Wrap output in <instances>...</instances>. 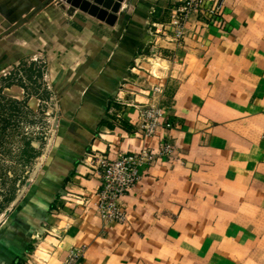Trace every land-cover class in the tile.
Segmentation results:
<instances>
[{
    "label": "crops",
    "instance_id": "1",
    "mask_svg": "<svg viewBox=\"0 0 264 264\" xmlns=\"http://www.w3.org/2000/svg\"><path fill=\"white\" fill-rule=\"evenodd\" d=\"M125 1L114 25L61 2L24 21L49 33L56 130L0 225V264H264V0H217L215 19L194 14L179 34L176 0ZM149 102L172 123V158L105 224L91 153L158 151L137 131L134 105Z\"/></svg>",
    "mask_w": 264,
    "mask_h": 264
},
{
    "label": "rangeland",
    "instance_id": "2",
    "mask_svg": "<svg viewBox=\"0 0 264 264\" xmlns=\"http://www.w3.org/2000/svg\"><path fill=\"white\" fill-rule=\"evenodd\" d=\"M59 2L68 4L66 0ZM59 2L47 3L54 10L62 8ZM32 8L31 3L25 4L11 21L17 22ZM56 14L55 10L51 16ZM27 21L0 38V225L41 167L44 144L52 145L56 130L52 111L57 99L53 97L46 53L38 50L46 41L41 34L49 33L40 30L42 20L34 24ZM23 54L26 57L19 58ZM41 140L43 144L38 146Z\"/></svg>",
    "mask_w": 264,
    "mask_h": 264
},
{
    "label": "built area",
    "instance_id": "3",
    "mask_svg": "<svg viewBox=\"0 0 264 264\" xmlns=\"http://www.w3.org/2000/svg\"><path fill=\"white\" fill-rule=\"evenodd\" d=\"M219 3L217 0H176L170 23L176 26L178 34L182 33V27L194 14L197 17L215 19L220 12ZM154 90L158 91L159 88L154 87ZM41 101L39 99V102ZM116 101L131 105L119 99ZM134 106L139 111L137 131L144 137L159 136V150L155 151L146 146L139 147L123 152L115 159H110L105 153H91L90 166L101 179L97 210L101 221L105 224L123 223L127 218L123 208V198L141 180L143 170L150 169L161 159L172 158L173 145L163 135V131L171 127L172 123L165 122L164 109L153 102Z\"/></svg>",
    "mask_w": 264,
    "mask_h": 264
},
{
    "label": "water",
    "instance_id": "4",
    "mask_svg": "<svg viewBox=\"0 0 264 264\" xmlns=\"http://www.w3.org/2000/svg\"><path fill=\"white\" fill-rule=\"evenodd\" d=\"M11 1H15L17 3V0H0V37L18 27L50 0H27L33 5V8L15 23L11 21V17H14L15 14H17L23 4L21 2H18L17 4L15 3L7 14L5 9ZM124 1L125 0H66V2L71 6L105 21L109 25H114L116 22L118 13L122 8ZM125 2L126 4H129L130 0H126Z\"/></svg>",
    "mask_w": 264,
    "mask_h": 264
},
{
    "label": "bare ground",
    "instance_id": "5",
    "mask_svg": "<svg viewBox=\"0 0 264 264\" xmlns=\"http://www.w3.org/2000/svg\"><path fill=\"white\" fill-rule=\"evenodd\" d=\"M15 1H11L10 3H8V5L6 6V13L8 14V12L12 9V7L15 5ZM9 9V10H7Z\"/></svg>",
    "mask_w": 264,
    "mask_h": 264
}]
</instances>
